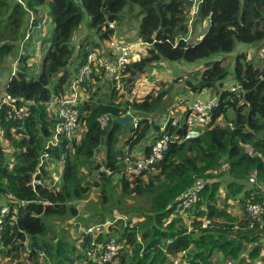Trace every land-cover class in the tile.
<instances>
[{"label":"trees","instance_id":"trees-1","mask_svg":"<svg viewBox=\"0 0 264 264\" xmlns=\"http://www.w3.org/2000/svg\"><path fill=\"white\" fill-rule=\"evenodd\" d=\"M132 6L139 9L137 35L146 45L144 54L123 66L122 89L110 81L106 95H99L103 70L81 80L79 135L68 140L58 133L54 140L60 121L56 102L79 78L77 66L89 51L78 49L76 70L70 73L73 36L84 15L91 34L104 41ZM40 12L46 27L43 57L29 64L28 54H19L2 84L0 130L12 152L6 154L0 145V198L9 206L0 215L1 257L14 264H255L263 259L264 215L251 218L246 203L264 200V57L254 63L235 47L264 41V0H0V67L23 36L26 15ZM196 19L206 26L190 41ZM97 39L87 42L96 45ZM203 59L201 69H189L183 87L194 95L211 88L217 105L210 124L198 136L184 138L188 102L179 100L183 109L172 116L165 107L171 79H152L151 68L161 60L195 64ZM229 65L233 90L223 84ZM144 76L153 81L150 89L129 99L135 79ZM4 96L32 101L28 115L8 117L12 104ZM162 111L167 113L163 130L152 117ZM126 112L137 117V124L126 123L131 126L123 137L126 124L113 120ZM106 114L110 119L102 127L98 118ZM160 133L168 135L162 157L139 174L129 173L126 158L134 159L137 150L148 155ZM48 160L58 161L59 169H47ZM223 162L230 175L224 183ZM250 177L255 183L246 187ZM197 179L203 181L199 198L177 206L180 194ZM91 188L100 190L105 207L91 225L93 233L84 229L80 240L72 238L68 229L56 226L78 215L77 201ZM110 238L116 245L110 259L98 263L86 253L102 254Z\"/></svg>","mask_w":264,"mask_h":264},{"label":"rangeland","instance_id":"rangeland-1","mask_svg":"<svg viewBox=\"0 0 264 264\" xmlns=\"http://www.w3.org/2000/svg\"><path fill=\"white\" fill-rule=\"evenodd\" d=\"M16 1L19 2V0H16ZM193 2L196 3L197 0H193ZM138 11H139V9L137 6H132L129 10L126 9L123 12L124 15L122 16V18L118 22L117 21L115 22V29H114L113 34H115L116 36L118 35L120 37H123L126 40H128V38L129 39L132 38L134 40V38H136L135 32H136V26H137V18L139 17V15L137 16V14H136ZM42 14H43V12L37 13V15L35 17L31 13L29 16L26 15L25 25L23 27L24 34L21 37V39L18 42H16L15 51L13 53H11L8 57L5 58L4 66L0 67V102L2 101V94H3L2 93L3 92L2 84L6 80V77H7L6 75L10 72H12V73L14 72L15 66H17V56L19 54H28V59H27L28 63L30 62V60H31L30 63H32L33 61H38V63H39V61L43 57L46 44H42L43 43L42 37L45 35V28L46 27L42 22H40V20H41L40 16ZM34 20H37V22L33 23ZM42 21H44V20L42 19ZM86 24H87V16L84 15V21L82 22V25L76 30V32L73 36L74 51L72 53V56L69 60L68 65H67L69 72H71V70H74V71L76 70L75 69V63H77V51L79 48L83 47L87 50H92L93 48H96L99 51L105 49V44H106L107 39L104 41L100 40V39L98 40L97 37L94 36L95 34H91V30L89 29V27L86 26ZM113 26H114V24H113ZM205 26H206V22L201 21L199 19H196V21H193L192 25H190V27H192V29L199 30L200 32H202L205 29ZM196 37H197L196 35H192L188 39L191 41V40H195L194 38H196ZM92 38H94V39H92ZM96 39L98 40L96 45L90 44L87 42L89 40H95L96 41ZM38 41H39V44L36 47V43H38ZM144 49H145V46L141 52L142 55L145 52ZM235 50H238L241 52L242 51L246 52V54L249 58H254L253 59L254 63H258V61H256L255 58L261 57V56L264 57V41H262L261 43L255 44V45L237 44L235 47ZM137 51H138V47H136V52ZM234 53L235 52L228 54L227 59L231 58ZM35 58H37V59H35ZM204 63H205V59H203L202 61L197 62L195 64L186 63V62H182V61L168 62V61H163V60L158 61V62L153 64L156 67V70L154 71V73L158 74V76H155L156 81L159 79H162L165 82H169V80L171 79L170 82H172V85H171L172 90L170 93H168V95L165 99V107L170 108L169 112H172V116H174L175 114L178 115L181 112V110L183 109V106L180 105V103H179V100H181V99H182L181 100L182 102L184 100H186V102H189V104H193L191 102L195 101L198 98H201V99H204L206 97L214 98L213 96H215V91L212 90L211 88H204L198 94V96H194L189 101V99L191 98L193 93H191V92L186 93L187 90L185 87H183V83H182L183 79L191 77V75H189L190 74L189 69H191V68L201 69V65ZM153 69H154V67L151 70H153ZM228 69H229L230 73L223 80V84L225 85L224 87L230 86L229 84L233 83V79H231L232 65H229ZM98 75L99 76L101 75V81H100L99 87H98L99 89H97V90H100L99 95H101V96L106 95V91L109 90L108 87L110 86L111 82H113V81L105 73L104 74L99 73ZM173 78H176V81H173L172 80ZM139 80L140 79H138L137 82H139ZM113 84L115 85L114 82H113ZM115 87H116V85H115ZM132 88H135V85L132 86ZM70 93H71L70 88L66 89L58 97V101L56 103L59 104L64 98L70 96ZM77 94H78V97L80 98L81 96L79 93V89H77ZM194 94H196V93H194ZM79 98H77V99H79ZM50 105H51V103L48 104V106H50ZM162 113H163V111L160 112L159 114H155L154 116H152L153 120L156 123H158L159 125H164L166 123V120H167V119H165L166 116L163 117V115H165L167 113H163V114ZM219 122H220V124L223 123L221 121H219ZM130 126H131L130 124H126V127L123 128V130H122L123 132H121L123 137L128 134ZM0 145L3 147L6 154H9L12 152V148L10 147L9 142L6 141V139L1 134V130H0ZM99 155L102 156L103 153H100ZM99 155L98 156L96 155V156L99 157ZM46 165H47V169L55 171L56 169H59L60 163L58 161L52 162L51 160H48ZM101 169L103 170V167ZM218 171H217V173H218ZM220 172L223 173V178L221 179V181H223L222 183H224L225 180L230 179V175H229L228 170L220 171ZM211 173L213 174V172H211ZM85 180H87V178ZM245 184H246V187L250 186L249 179L247 181H245ZM100 194H101V192L99 189L91 188L88 196L84 197V199H80L77 201L78 202L77 203L78 215L68 218L63 223L58 224L56 226V228L63 226L64 228L68 229L70 234H72V238H75L74 236H79L81 234V232H83L84 229H86V231H91L90 233H93L94 227L91 225L93 223H95L94 220L96 218L101 217L100 212H102L103 210H100V208L105 207L104 205H102L99 202L101 200V198H99ZM232 208L234 211H236L235 205L232 206ZM8 209H9V206H8L7 201L3 198H0V215L3 214ZM105 218L108 219L109 215H106ZM50 223L52 224L53 227H55V225H56L55 219H52ZM78 238L80 240V236ZM81 238H82V236H81ZM79 240L76 239V244H79ZM260 256H262L263 259H261V257H259L258 259L256 258L255 259L256 261H254L255 264H256V262L258 264H264V246L260 252ZM179 262H180V260H177L176 264H178ZM29 263H30V261H29ZM0 264H14V263H13V261H11L9 259V257H7V256L1 257V255H0ZM77 264H79V263H77Z\"/></svg>","mask_w":264,"mask_h":264},{"label":"built area","instance_id":"built-area-1","mask_svg":"<svg viewBox=\"0 0 264 264\" xmlns=\"http://www.w3.org/2000/svg\"><path fill=\"white\" fill-rule=\"evenodd\" d=\"M105 49L99 51L96 48L90 50L85 58V61L78 66V74L79 78L73 79L71 83V93L70 96L64 98L58 105V117L60 121H57L54 129L53 139H57L56 135L58 133H63L65 138L68 140H72L79 135L78 124H79V110L76 107V102L78 94L77 89H79V82L83 79H90L92 75L97 74L100 71H104V73L110 77V79L115 83L116 88H121V76L123 66L129 62L136 60L139 56L136 52V42L131 40H126L125 38L116 36L115 34L110 35V37L106 41ZM138 78L135 79L133 86L137 83ZM141 84H145L147 82L146 77L139 80ZM231 90L235 89V84H231L228 86ZM146 91H143L144 95ZM129 96L131 99L133 96H140V94H136L134 88L131 87ZM3 101L7 103H11V109L7 111V116L12 118L23 119L29 113V105L32 101H28L20 98H10L8 96L3 97ZM193 104H187V112L184 116V121L186 124L184 138L196 137L201 133V129L203 126L210 124L212 109L217 105V99L214 98H198L195 101L191 102ZM129 113V112H126ZM124 115V114H122ZM109 116L101 115L98 118V121L102 127L106 125L109 120ZM167 119V117H166ZM167 121V120H166ZM133 126L137 124V117L132 115V122H130ZM175 121L172 120V124ZM164 125H161L160 129L163 130ZM168 145V135L165 133H160L157 138H155L150 143V152L148 155H136L134 159L126 158V170L132 174H139L144 168H146L149 164L159 160L162 157V153L166 146ZM248 148V147H247ZM246 150L248 153H252L251 149L248 148ZM228 163H221L219 170L226 171L228 170ZM106 172H109L107 168H105ZM217 168L213 170V173H216ZM38 180H36L37 182ZM250 184L255 183L254 178H249ZM203 186L202 179H197L193 186H191L184 193L180 194L178 199L179 207H187L191 203L195 202L198 198V192ZM253 191L250 192L252 196ZM246 210L248 215L251 218H261L264 215V200L261 202H247ZM1 228V224H0ZM116 252V245L113 238L108 239L105 243V251L100 254L96 253L93 250H88L86 253L98 263H102L104 260L110 259Z\"/></svg>","mask_w":264,"mask_h":264},{"label":"crops","instance_id":"crops-1","mask_svg":"<svg viewBox=\"0 0 264 264\" xmlns=\"http://www.w3.org/2000/svg\"><path fill=\"white\" fill-rule=\"evenodd\" d=\"M204 31V30H203ZM203 31L202 32H200L199 30H196V29H191V31H190V34H189V36L188 37H190V36H192V35H196L197 37L196 38H194V39H198L200 36H201V34L203 33ZM135 35H136V38H134V40L132 39V38H128V40H131V41H134V42H136V47H138V51H137V54H138V56L140 55V53L142 52V50H143V48H144V46L146 47V45L142 42V41H140V38H139V36L137 35V26H136V32H135ZM118 36V35H117ZM120 37V36H119ZM123 38V37H122ZM138 40V41H137ZM107 43V42H106ZM105 46H106V44H105ZM94 49V48H93ZM92 49V50H93ZM145 50V49H144ZM90 51V50H89ZM88 51V52H89ZM76 64L77 63H75V66H76ZM153 67H154V69L153 70H151V76L153 77H151L152 79H155V76H158V74H156V73H154V71L156 70V67H155V65H153ZM152 67V68H153ZM151 68V69H152ZM72 71L73 70H71V72L70 73H72ZM144 77H146V80H147V82L145 83V84H141L140 82H137L136 84H135V88H134V90H135V92H136V94H140V96H142L143 94H142V92L143 91H148L149 89H150V85L152 84V79H150L149 77L147 78V76H144ZM143 77H140V78H138V79H142ZM232 84H234V81H233V83ZM144 85V86H143ZM229 85H231V84H229ZM143 87V88H142ZM138 88V89H137ZM194 96H198V95H194V94H192V96H191V98L189 99V101L194 97ZM133 97H139V96H133ZM206 97V96H205ZM214 97V96H213ZM128 98H130V96H129V94H128ZM206 98H210V97H206ZM188 99V98H187ZM139 154H141L138 150H137V155H139Z\"/></svg>","mask_w":264,"mask_h":264},{"label":"water","instance_id":"water-1","mask_svg":"<svg viewBox=\"0 0 264 264\" xmlns=\"http://www.w3.org/2000/svg\"><path fill=\"white\" fill-rule=\"evenodd\" d=\"M132 122V114L131 113H126L121 117L115 118L113 120V123H118L120 125H124L126 123Z\"/></svg>","mask_w":264,"mask_h":264}]
</instances>
